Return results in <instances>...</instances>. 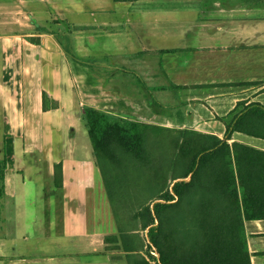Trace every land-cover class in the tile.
<instances>
[{
	"label": "crops",
	"instance_id": "crops-1",
	"mask_svg": "<svg viewBox=\"0 0 264 264\" xmlns=\"http://www.w3.org/2000/svg\"><path fill=\"white\" fill-rule=\"evenodd\" d=\"M239 102L264 105V0H0V264H157L121 229L86 109L225 139ZM245 230L264 264V214Z\"/></svg>",
	"mask_w": 264,
	"mask_h": 264
},
{
	"label": "trees",
	"instance_id": "trees-1",
	"mask_svg": "<svg viewBox=\"0 0 264 264\" xmlns=\"http://www.w3.org/2000/svg\"><path fill=\"white\" fill-rule=\"evenodd\" d=\"M46 96L44 94L45 109ZM85 118L111 194L110 163L108 159H103V155L108 156L111 164L117 162L122 168L133 160L146 161L150 153L146 146L145 129L176 131L116 120L94 108L86 109ZM220 120L226 125L225 139L193 129L177 130L172 142L164 148L170 161L168 173L172 169L176 172V169L182 168L183 171L177 174L171 187L151 190L149 197L153 199L161 193L160 201L153 206L144 204L145 207L133 214L129 223L134 220V226L124 223L120 217L122 231L147 230L148 249L154 248L160 255L156 258L157 264H252L245 219H260L264 214V152L248 145H243L241 149L233 148L227 140L234 132L264 139V105L239 102L229 118ZM159 158L157 163L153 160V170ZM5 163L0 162L1 178ZM179 164H182L181 168ZM179 206L190 208L187 214L194 216L191 225L194 230L196 226L200 227L197 236L192 235L196 232L194 230L184 233L170 225L167 215ZM167 226L174 228L170 236L174 242L171 246L166 244L170 238ZM182 241L184 247L180 244ZM193 241H198V245L193 243L192 246ZM143 246L140 243L135 250L140 251ZM137 264L150 262L138 256Z\"/></svg>",
	"mask_w": 264,
	"mask_h": 264
},
{
	"label": "rangeland",
	"instance_id": "rangeland-1",
	"mask_svg": "<svg viewBox=\"0 0 264 264\" xmlns=\"http://www.w3.org/2000/svg\"><path fill=\"white\" fill-rule=\"evenodd\" d=\"M81 125L83 126V129L81 127L80 129L87 135L86 121H84V119L82 120ZM120 125L124 126L123 124ZM82 131H79V133L81 132L80 134H82ZM145 132L147 134L146 146L148 148V153H150L148 154V160H133L129 163L127 162L128 164H124V168H122V166H118L117 162L111 164V160L108 158V156L103 155V159L105 161L108 159L107 161L110 163L108 176L112 186L113 200L115 201V206L121 219L125 221L124 223H129L133 214L139 212V210L145 207V205L150 204L153 206L156 202L160 201L159 199L161 193L155 196L153 199L149 197L151 190L171 187L174 183V179H177L178 177L177 174H180L183 171L181 168L182 164H179L181 170L176 169L175 172V170L172 169V171L168 173V164L170 161L168 160V151L164 148V145H168L172 142L174 136L177 135L176 131H160L154 128H146ZM172 146L173 150L175 149L174 153H176L177 150L174 144H172ZM121 151L122 150H120V152ZM157 151L160 153V156L158 155ZM171 157L174 158L173 154H171ZM158 158L160 160L154 167L156 169L153 170V160H155L157 163L156 160ZM148 161L150 162V165H148ZM37 185L40 186L38 187ZM41 186L42 183L40 184L38 181H36L34 184H31L30 195L37 196L41 192L39 199H42L41 197L43 190ZM39 208L40 206L38 204L34 205V209H36L37 212H40ZM188 210L190 211V208L186 209L183 206L174 208L171 213L167 215L170 225L175 228H180L179 230H183L184 233H188L190 230L193 231L194 228L191 225V222L193 221L194 216H189L187 214ZM129 224L134 226V220H131V223ZM173 229L174 228H169V226H167L166 231L169 233V237L174 233ZM198 230H200V227L196 226V229L194 230L196 232H193L192 235L197 236ZM172 243L174 242L170 237L166 241V244L171 246ZM193 243L198 245V241H193L191 243L192 246ZM180 244L182 247L185 246L183 241Z\"/></svg>",
	"mask_w": 264,
	"mask_h": 264
}]
</instances>
